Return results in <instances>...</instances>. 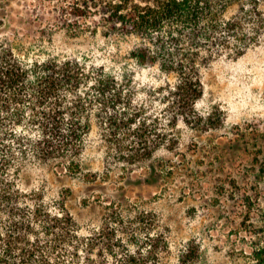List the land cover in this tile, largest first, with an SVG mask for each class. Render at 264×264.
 <instances>
[{"label":"rangeland","instance_id":"obj_1","mask_svg":"<svg viewBox=\"0 0 264 264\" xmlns=\"http://www.w3.org/2000/svg\"><path fill=\"white\" fill-rule=\"evenodd\" d=\"M94 2L0 0V48L29 63L78 59L105 70L142 109L139 118L154 135H167V142L152 158L128 161L107 140L94 113L80 156L82 170L70 174L56 161L32 158L26 140L27 156L14 146L21 170L7 176L20 191L13 204L31 211L40 207L51 216L69 212L77 231L74 239L81 246L82 239L96 238L92 256L97 264L108 259L107 242L96 236L116 230L125 239L121 249L135 250L133 233L140 241L146 235L140 229L144 224L138 225L143 213L151 232L162 234L169 244L161 264H179L189 246L202 250V264H228L230 252L249 251L254 234L264 233V32L242 56L223 54L202 64L204 94L185 120L168 103L177 75L158 64L140 63L132 52L143 40L109 33ZM18 132L23 137L32 134L28 127ZM2 208L0 264H22L26 240L18 239L7 207ZM30 221L29 238L43 248L45 257V224L50 218L44 213ZM85 250L81 264L91 256ZM73 252L70 248L66 255L70 263Z\"/></svg>","mask_w":264,"mask_h":264},{"label":"trees","instance_id":"obj_2","mask_svg":"<svg viewBox=\"0 0 264 264\" xmlns=\"http://www.w3.org/2000/svg\"><path fill=\"white\" fill-rule=\"evenodd\" d=\"M94 6L109 33L143 40L132 52L140 63L158 64L177 75V82L169 87L168 103L185 120L193 115L204 94L202 64L223 54L242 56L264 32V0H95ZM82 7L86 8L85 4ZM125 93V86L114 76L103 69L89 68L78 59L29 63L11 49L0 48V208L7 207L18 239L26 240L21 248L22 264H81L84 249L91 256L82 264H97L92 256L96 238L82 239L81 246L74 239L77 231L67 211L51 216L40 207L31 211L17 206V202L13 204L20 191L7 176L21 170L14 146L27 156L24 142L30 141L32 158L45 163L56 161L58 167L77 174L82 170L80 156L95 113L105 137L121 157L136 162L152 158L168 137L153 134L147 121L139 118L142 109ZM119 106L122 111H118ZM20 127H28L30 137H23L18 132ZM126 137L132 141H126ZM150 167L156 173L154 165ZM44 213L51 221L45 224V257L43 248L31 242L28 232L32 230L30 220ZM141 216L137 223L144 224L140 229L146 235L140 241L137 232L133 233L135 250L121 249L125 239L116 230L105 229L96 236L107 242L105 264H161V255L169 244L165 236L151 232L145 214ZM250 244L249 251L230 252L228 264H264V233L256 232ZM70 248L75 251L71 263L66 258ZM201 251L189 246L179 264H202Z\"/></svg>","mask_w":264,"mask_h":264}]
</instances>
